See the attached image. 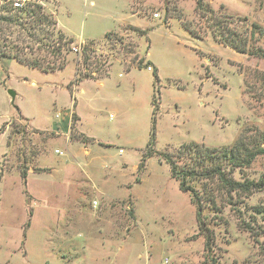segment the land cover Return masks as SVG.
Segmentation results:
<instances>
[{
  "label": "rangeland",
  "instance_id": "1",
  "mask_svg": "<svg viewBox=\"0 0 264 264\" xmlns=\"http://www.w3.org/2000/svg\"><path fill=\"white\" fill-rule=\"evenodd\" d=\"M203 2L0 0V264H264V190L211 176L264 182V58L237 50L264 54V0ZM151 150L200 175L210 251L169 165L139 170Z\"/></svg>",
  "mask_w": 264,
  "mask_h": 264
},
{
  "label": "trees",
  "instance_id": "2",
  "mask_svg": "<svg viewBox=\"0 0 264 264\" xmlns=\"http://www.w3.org/2000/svg\"><path fill=\"white\" fill-rule=\"evenodd\" d=\"M197 4H198V8L199 9H202L204 8V2L203 0H197ZM1 23H8V24H15V20H13L12 18L10 19H3V18H0V24ZM6 29V27L4 28V26H1L0 27V31L3 33V31ZM237 48V47H236ZM237 50L243 54H250L252 56H260L262 58H264V54H262L260 51L259 52H256V51H249L247 48H237ZM1 57L2 55L0 54V60H1ZM12 56H9V59H11ZM12 58H15L16 60H18L19 63L21 64H24V65H27L28 67H31V68H34V69H40V64L35 62V63H31V62H28L27 60H23L17 56H14ZM65 68V65L63 67H60L59 70H63ZM48 70H54L52 67H49ZM45 71V72H49V71ZM58 71V70H57ZM51 72H55V71H51ZM153 77H154V80H155V85L156 83H160V78H159V75H158V70L155 69L154 70V73H153ZM81 82V79L79 77L75 78V80L70 83L69 85V90H70V93H71V98L72 100L75 102L74 104H76V98L74 96V92L72 90V87L73 86H76L78 85L79 83ZM153 102H154V105H155V108L159 107V105L157 104L156 100L153 99ZM19 111V109H18ZM90 139L89 138H84V142L86 141H89ZM156 144V120L154 121V125H153V128H152V131L150 133V140H149V143H148V146H154ZM200 145H197V144H190V145H185L181 148V151L180 153H183L185 150H192V149H199ZM223 152H224V157L225 158H228V159H231V160H236L237 158L240 157L239 153H240V149L238 148V145L233 147V148H225L223 149ZM159 157L161 160L165 161L169 167H170V171H171V176L172 178H174L175 180H177L179 182V187H180V190L182 192H186V193H190L192 198H193V201L197 207V219H198V223H199V227L201 229V231H203L205 234H206V237H207V243H206V248L208 249V251H210L212 249V246L214 245L215 243V236H214V233L209 229L208 225L205 223V221L202 219V212H203V206H202V203L201 201L199 200V197L197 195V192L196 190L191 187L190 185L187 184V180L188 179H199L200 175L197 174V173H191V172H185V171H182L180 168H179V165L178 163L175 161L174 157L172 154L168 153V152H159V151H156V150H151L149 151L148 153H146V155L143 156V159H142V162L139 166V170H144L145 169V166H146V159L148 158H152V157ZM252 157H250L248 160H247V164H250L251 161H252ZM212 177H215L217 176L219 178V180L224 183V185L226 187H228V189L231 191V192H242V193H245V194H251L252 192L254 191H262L264 190V182H255V181H245V182H240V181H237L235 178H233V176L225 173L222 169H217L215 170L214 173H212L211 175ZM23 177H25V180H26V177H27V173H23ZM206 177H210V176H206Z\"/></svg>",
  "mask_w": 264,
  "mask_h": 264
},
{
  "label": "crops",
  "instance_id": "3",
  "mask_svg": "<svg viewBox=\"0 0 264 264\" xmlns=\"http://www.w3.org/2000/svg\"><path fill=\"white\" fill-rule=\"evenodd\" d=\"M11 60V59H10ZM152 64H153V66L155 67V69H157L158 70V68H157V64H156V62H154V61H152V60H149ZM19 64H21V63H19ZM22 65H24V64H22ZM26 66V65H25ZM28 67V66H27ZM28 68H30V69H32V70H38V69H34V68H31V67H28ZM66 68V67H65ZM64 68V69H65ZM63 69V70H64ZM58 71H62V70H58ZM55 72H57V71H55ZM55 72H48V73H55ZM150 72V71H149ZM44 73H47V72H44ZM158 74H159V70H158ZM75 80V79H74ZM83 81V80H82ZM81 81V82H82ZM100 81H102V80H100ZM80 82V83H81ZM71 83V82H70ZM80 83L78 84V85H76V87H78L79 85H80ZM70 85V84H69ZM69 85H68V89H69ZM70 91V90H69ZM71 94V93H70ZM76 98V97H75ZM76 106H77V99H76V104H75V108H76ZM20 112V110L18 111V113ZM21 114H22V112H21ZM20 115V114H19ZM23 115V114H22ZM73 115V114H72ZM24 117H26L25 115H23ZM27 118V117H26ZM57 118H59V115H57ZM28 119V118H27ZM29 120V119H28ZM79 122H80V117L78 116V119H77ZM30 121V120H29ZM8 124V122H6V123H4L3 124V126H2V128L0 129V135L1 136H3L4 137V140L6 139L7 140V151H6V153H4L3 154V156H2V160L0 161V182H2V180L4 179V177L6 176V174H8V173H10L9 171H8V169H7V167L4 165V164H2V161H3V158L5 157V155L9 152V150H10V147H9V138H10V134H11V132H10V128H9V126L7 125ZM79 124V123H78ZM6 126H8V127H6ZM78 126V125H77ZM35 129V128H34ZM42 131V130H41ZM70 133V132H69ZM67 139H68V141L69 142H79V141H73L72 139H71V136H70V134H68L67 135V137H66ZM92 139H94V138H92ZM95 140V139H94ZM101 145V144H100ZM64 155V154H63ZM43 162H44V160H43ZM44 165H46L45 163L43 164V167H44ZM54 170V169H53ZM30 177V176H29ZM28 175H27V177H26V186H27V184H28Z\"/></svg>",
  "mask_w": 264,
  "mask_h": 264
},
{
  "label": "water",
  "instance_id": "4",
  "mask_svg": "<svg viewBox=\"0 0 264 264\" xmlns=\"http://www.w3.org/2000/svg\"><path fill=\"white\" fill-rule=\"evenodd\" d=\"M9 94L13 97V98H15L16 97V92H14L13 90H10L9 91Z\"/></svg>",
  "mask_w": 264,
  "mask_h": 264
},
{
  "label": "built area",
  "instance_id": "5",
  "mask_svg": "<svg viewBox=\"0 0 264 264\" xmlns=\"http://www.w3.org/2000/svg\"><path fill=\"white\" fill-rule=\"evenodd\" d=\"M16 5V7H21L22 5L21 4H19V3H17V4H15ZM150 70V69H149Z\"/></svg>",
  "mask_w": 264,
  "mask_h": 264
}]
</instances>
